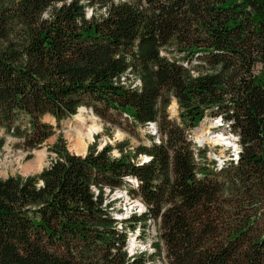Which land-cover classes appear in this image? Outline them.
<instances>
[{"label": "trees", "instance_id": "1", "mask_svg": "<svg viewBox=\"0 0 264 264\" xmlns=\"http://www.w3.org/2000/svg\"><path fill=\"white\" fill-rule=\"evenodd\" d=\"M100 105L158 122L161 143L80 155L60 136L41 172L0 177V264H264V0H0L5 132L34 150L54 134L45 115ZM208 113L242 147L220 170L188 138ZM123 187L147 209L119 229ZM149 220L153 251L130 254L127 229Z\"/></svg>", "mask_w": 264, "mask_h": 264}, {"label": "rangeland", "instance_id": "2", "mask_svg": "<svg viewBox=\"0 0 264 264\" xmlns=\"http://www.w3.org/2000/svg\"><path fill=\"white\" fill-rule=\"evenodd\" d=\"M91 13L92 8L89 7L88 14L90 15ZM174 100L175 98H172V105L170 104L167 110L170 118L180 121L179 104ZM174 102L176 103L177 107L176 112L172 109ZM82 107L83 106H81V108ZM86 108L84 109V111H82V115L86 121V127L97 125L99 126V131L95 133L94 139L88 144L87 147L83 148L81 152H78L77 149H75L72 138L70 137L75 132V129L82 125L81 121L76 119L75 116L65 118L58 122L52 115H45L43 120L53 125L54 134L51 135L41 147L30 151L24 149L20 145L19 139L8 135L5 132V129L0 126V177L7 178L9 176L16 175L26 177L28 175L41 172L43 168L48 166L56 156L55 153L51 151V147L55 145L60 136L63 138V142L66 144L70 152L80 155H85L91 144H97V147L99 149H102L107 144L115 145L116 143L120 142L126 143L130 146V149H133L140 144L147 145L152 142V135L148 127L143 125H135L132 122V119L122 112H118L115 109H108L106 107H103L102 105H100L98 112L93 108ZM79 113L80 110L78 109V114ZM214 117L215 116H212L210 113H208L198 126L199 129L196 130L194 128L193 130H191L193 133H195L194 136L197 141H199L198 136H200L203 131H210L213 133L220 132L224 133L227 137H229L227 134L232 133V131H230L227 126H218V124L213 119ZM208 139L210 138L208 137ZM208 139L204 140V142L202 143V145H204V147H202V150H206L207 157L200 156L198 161L199 167L204 165H210V167H213L212 161L215 160L216 156H224L225 158H229L231 154L232 147L226 146L225 143L219 144L210 142ZM38 151L44 153V164L42 168H36L35 170L30 172L24 171V166L28 165L35 159L36 152ZM113 154L115 156H119V150L115 148L113 150ZM140 158L141 161H147L149 159L147 155H141ZM134 199L135 197L133 196H131L130 200L123 197L118 198L116 200L115 208L112 211L117 213L123 212L124 204L126 203L129 212H125L124 216L127 217L131 213V211H135L133 208ZM130 205L131 209L129 208ZM128 234H131V237L134 238L131 245V249H133L132 253H135L138 250H149L150 252L153 251L152 244L157 237V227L156 224L153 223V221H148L146 231H143V225L139 224L138 227H136L135 231L128 229ZM154 264H163V262L162 260L157 259Z\"/></svg>", "mask_w": 264, "mask_h": 264}, {"label": "built area", "instance_id": "3", "mask_svg": "<svg viewBox=\"0 0 264 264\" xmlns=\"http://www.w3.org/2000/svg\"><path fill=\"white\" fill-rule=\"evenodd\" d=\"M137 84H139V82H137ZM213 119L218 124V126H227L231 131L230 123L225 122V120L222 118V116H215ZM147 127H148L149 131L151 132V134L154 135L155 141L157 143H160L161 137H160V134L158 132L159 128H158L157 122H149L147 124ZM227 135L230 136L234 142L233 146H232L231 154H230L229 158H225L224 156H219V157L216 156L215 157V159H216L215 164H216L217 169H221L230 160L237 162L239 159L241 150H242V147L239 143V136L236 134L234 135L233 132L229 133ZM189 137L194 141L193 148H194V152H195V158L197 161H199V158H200L199 150L201 147H204V145H202L199 141H197L193 134H190ZM125 180H126V182L132 184L134 187H138V185H139V181L137 180V178H134L131 176H126ZM110 197H111L110 200H117L118 198H121V197H123L125 199H129V200L131 199L129 191L126 189L116 190L114 193H112L110 195ZM126 205L127 204L125 203L123 212H121V213L112 212L114 217L118 220L117 227L119 229H123L124 226H123L122 221L125 218H128L129 216H131L134 212H137L140 214L146 210L145 204L140 199L135 198L134 202H133V208L135 211H131V213L127 217H125L124 216L125 212H127V211L129 212V209ZM129 208L131 209V205ZM111 209H113V207ZM133 240H134V238H132L131 234H130L129 235V245H128V250H129L130 254H134V253H132L133 249H131V245H130V243H132Z\"/></svg>", "mask_w": 264, "mask_h": 264}, {"label": "bare ground", "instance_id": "4", "mask_svg": "<svg viewBox=\"0 0 264 264\" xmlns=\"http://www.w3.org/2000/svg\"><path fill=\"white\" fill-rule=\"evenodd\" d=\"M84 109L85 108H81L80 113L79 114L77 113V115L75 116L76 119L81 121L82 125H80V127L76 128L75 132L70 136L72 138L73 143H74L73 145H74L75 149H77L78 152H81L83 150V148L87 147L88 144L94 139L95 133H97L99 131V126H97V125L86 127V121L82 115L83 114L82 111H84ZM172 109L175 112L177 111V107H176L175 102L173 103ZM198 129L199 128H196V130H198ZM158 132H159V130H158ZM208 137L210 139H208ZM198 139H199L201 144L206 139H208L210 142H214V143H219V144L225 143V145L229 146V147H232L233 146L232 144L234 143L233 139L230 136L227 137L224 133H220V132L219 133H217V132L213 133L210 131H208V132L203 131L200 134V136H198ZM160 143H158V144H160ZM43 164H44V153L41 151H38V152H36L35 159L33 161H31V163H29L28 165L24 166V171L30 172V171L35 170L36 168H42Z\"/></svg>", "mask_w": 264, "mask_h": 264}]
</instances>
